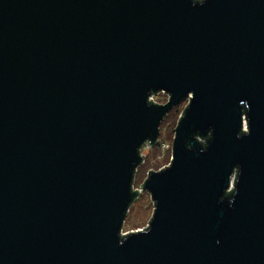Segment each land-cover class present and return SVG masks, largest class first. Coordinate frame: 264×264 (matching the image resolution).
Instances as JSON below:
<instances>
[{"label": "water", "instance_id": "1", "mask_svg": "<svg viewBox=\"0 0 264 264\" xmlns=\"http://www.w3.org/2000/svg\"><path fill=\"white\" fill-rule=\"evenodd\" d=\"M0 264H264V0H0Z\"/></svg>", "mask_w": 264, "mask_h": 264}, {"label": "rangeland", "instance_id": "2", "mask_svg": "<svg viewBox=\"0 0 264 264\" xmlns=\"http://www.w3.org/2000/svg\"><path fill=\"white\" fill-rule=\"evenodd\" d=\"M155 101L163 103L167 100V95L163 92H157L153 98ZM186 105V100L173 106L166 117L159 124V133L156 143L148 146L144 143L140 148L142 162L137 166L134 179V187L141 186L148 170H156L165 166L171 157V146L174 137V128L177 119ZM153 202L147 191H141L133 200L125 215L122 224V231H134L145 227L152 215Z\"/></svg>", "mask_w": 264, "mask_h": 264}, {"label": "built area", "instance_id": "3", "mask_svg": "<svg viewBox=\"0 0 264 264\" xmlns=\"http://www.w3.org/2000/svg\"><path fill=\"white\" fill-rule=\"evenodd\" d=\"M160 92V91H159ZM161 92H163V93H165L166 95H167V99H168V97H169V94L168 93H166V92H164V91H161ZM155 94L156 93H154V94H151L150 96H149V98L151 99V101H154V102H157V101H155L153 98H154V96H155ZM158 103H160V102H158ZM142 159H143V157H142ZM136 170H137V168H136ZM136 172V171H135ZM147 175V174H146ZM146 177V176H145ZM144 177V178H145ZM134 179H135V173H134V178H133V183H132V187H133V189H139L140 190V192H141V189H140V187L141 186H139V187H134ZM144 180V179H143ZM143 182V181H142ZM142 184V183H141ZM140 184V185H141Z\"/></svg>", "mask_w": 264, "mask_h": 264}, {"label": "trees", "instance_id": "4", "mask_svg": "<svg viewBox=\"0 0 264 264\" xmlns=\"http://www.w3.org/2000/svg\"><path fill=\"white\" fill-rule=\"evenodd\" d=\"M181 112H182V111H181ZM166 115H167V114H166ZM166 115L163 117V119L166 117ZM163 119H162V120H163Z\"/></svg>", "mask_w": 264, "mask_h": 264}]
</instances>
